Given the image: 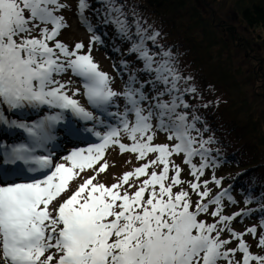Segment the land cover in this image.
<instances>
[{
	"label": "snow or ice",
	"instance_id": "6c2138e0",
	"mask_svg": "<svg viewBox=\"0 0 264 264\" xmlns=\"http://www.w3.org/2000/svg\"><path fill=\"white\" fill-rule=\"evenodd\" d=\"M65 7L60 0H0V123L23 129L30 137V143L0 155L4 165L22 161L28 166L27 173L39 174L19 182L16 178L25 169L0 167V264H264V255L253 254L243 238L247 234L255 237L257 229L237 232L231 221L241 213L223 214L225 197L235 203L228 190L212 195L209 184L219 187L222 178L213 174L211 180H201L206 169L218 166L210 159L208 146L213 139L203 137L198 116L193 114L190 119L181 110L190 107L184 94L195 93L196 88L181 89L180 81L187 83L191 77L180 75L170 50L154 53L148 47L147 41L155 44L159 33L148 35L137 23L139 39L130 49L143 61L142 71L152 74L145 83L155 95L144 83L136 87L134 74L122 91H116L91 55V44L101 40L98 35L93 34L86 52L83 43L70 50L56 39L67 27L64 17L57 14ZM107 7L108 22L127 35L129 25L122 9L115 0H107ZM89 8L88 0H78L80 21L94 32L85 16ZM50 42L54 43L50 46ZM69 71L82 79L87 102L115 123L99 119L74 98L80 90H71V81L57 79ZM25 106L59 111L32 124L5 118V107L11 111ZM110 107L116 111H109ZM66 112L105 130L97 131L95 124L82 130L66 119ZM60 124L66 138H80L87 132L99 142L71 149L61 162H55L51 152L36 155L37 149H45L54 139L52 130ZM157 132L167 133V139L175 143L154 144ZM124 137L131 143H123ZM112 146L121 153L136 154L138 160L149 154L156 158L107 186L97 181L107 163L96 165ZM181 154L192 180H182L183 170L171 159ZM197 156L198 165L193 162ZM86 170L94 174L71 191L70 183ZM170 172L174 174L170 176ZM133 177L138 181L147 178L137 185L130 183ZM177 187L180 190L173 191ZM192 194L198 197L195 202ZM202 214L211 216L213 222L201 219ZM225 232L229 239L222 238ZM233 240L238 241L236 247L228 248ZM257 246L264 249V234ZM237 253L242 254L240 260Z\"/></svg>",
	"mask_w": 264,
	"mask_h": 264
},
{
	"label": "trees",
	"instance_id": "16d2710c",
	"mask_svg": "<svg viewBox=\"0 0 264 264\" xmlns=\"http://www.w3.org/2000/svg\"><path fill=\"white\" fill-rule=\"evenodd\" d=\"M224 1L115 0L128 21L129 31L124 35L108 22L107 0H88L90 8L85 16L94 32L81 23L78 0H60L66 5L64 11L73 14L88 36L95 34L101 38L98 45L112 60L114 73L122 85L125 87L134 74L138 81L135 86L144 83L151 95L155 92L145 82L153 76L142 71L143 61L130 49L139 39L137 23L148 35L159 33L155 44L147 41L148 47L154 53L170 50L180 75L191 77L187 83L180 81L181 89L189 85L196 88L195 93L184 94L190 107L181 110L187 111L190 119L193 114L198 116L197 127L203 137L213 139L208 146L210 159L218 164L214 169L225 172L222 179L235 201L231 203L225 197L223 205L241 204L237 212L241 215L233 221L255 218L259 221L253 226L261 235L264 234L260 225L264 221V0H231L241 28L221 16L219 5ZM51 43L54 42L50 46ZM35 109L37 113L33 116L59 111L46 106ZM113 109L110 107L109 111ZM3 111L10 121L19 116L22 122L29 123V113L23 116L19 109ZM193 161L199 164L200 158L197 156Z\"/></svg>",
	"mask_w": 264,
	"mask_h": 264
},
{
	"label": "rangeland",
	"instance_id": "374dc122",
	"mask_svg": "<svg viewBox=\"0 0 264 264\" xmlns=\"http://www.w3.org/2000/svg\"><path fill=\"white\" fill-rule=\"evenodd\" d=\"M219 7L221 8L220 14L226 21H228L232 24H236L239 28H241V22L239 20V17L236 13L233 12V9L231 6V0H225L223 4L219 5ZM57 14L62 15L64 17V20L67 24V27H65L61 30L60 34L57 36L56 39L59 40L60 42H63L64 44H66L70 50L72 48H74L76 43H83L85 45V48L83 49V51L86 52L88 50L89 45H90L91 37L88 36V34L85 32V30L81 29L78 26L77 20H76V18H74L72 13H71V15H69L68 11H64V9H61L59 12H57ZM91 55L93 57L94 62H96L98 64L99 70L107 73L108 76L111 78V87L113 88V90L122 91L124 89V86L122 85V82H120V79L118 78V76L114 73V69L112 67L113 62L108 57V55L105 53V51L103 49H101V47L98 45V42L91 44ZM57 79H60L62 82L71 81V84H69V88L71 90H75V89L80 90V94L74 98L78 99L80 101V103L85 108H87L89 111H92L94 113V115L97 116L99 114L102 118H105V117H103L104 115L101 113L100 110H99L100 111L99 112L97 109L93 108L87 102V99L84 96V89L82 87L83 81L80 77L73 75L69 71V72L63 74L62 76L57 77ZM69 95H71V91H69ZM117 103H120L121 110H122V108H123L122 100L118 98ZM113 111H116V109H113ZM19 112L23 116H25L27 113H29L30 117L28 118V120H29V122L32 121V123H35V122L43 119L44 116H46V115L40 116L39 114L33 116V113L36 112V109L33 107H30V106H25L23 109H19ZM48 112L52 113L51 110H49ZM5 118L9 121L12 120V119H9L7 117H5ZM106 118H105L106 123L107 122L115 123V121H111L109 117H106ZM14 120L17 122L18 121L22 122V120L19 119V116H16L14 118ZM25 121L26 120H24V123H25ZM88 122H89L88 124L91 123V121H88ZM153 123H155V121ZM3 125H4V123H0V127H2ZM7 125L10 127L0 129V135H2L4 137L2 139V141L0 139V141L3 142V143L0 142L1 143L0 145H3L6 142L11 143V144L16 142L14 145H17V143H19L17 140H15V137L17 135H14V133L10 130V129H12V128L14 129L16 127L11 126L10 124H7ZM99 128H97V129H99ZM21 130H23V129H21ZM56 130H59L56 132V138L53 139L51 142H48L49 146H51V143H54V142L61 143L60 152L55 153V159H54L55 162H61V158L64 155H67L71 149H73V148H87L92 143V141L86 143L87 145H83V144L78 145L77 143H75L74 147H71L63 141V140H66V137L63 135L61 129L58 128ZM104 130L105 129L102 127V131H104ZM24 132H26V131H24ZM89 135H92V134H89ZM84 136L85 135L83 134L81 137H84ZM122 142L125 144L131 143L126 137L123 138ZM26 143H30V142L26 141ZM153 143L154 144H160V143L174 144L175 141H169L167 139V133L157 132L156 138L153 141ZM155 158H156V154H149L146 157V159L138 160L136 158V154H133L130 152L121 153L117 146H112L106 151L104 158L96 165L97 168H99L100 165L104 164V163H107V165H108L106 171H104L103 173H100L97 176V181L102 182V183L106 184L107 186H110L113 183L119 182L120 178L122 177V175L125 172L133 171L135 168L140 167L143 163H146L148 160L155 159ZM171 159L175 162V164H178L181 167V169L183 170L181 172V179L182 180L188 181V180L193 179L189 175L188 165H185L183 163L184 157L182 154L181 155H174ZM152 170L153 169H149V171H152ZM155 170L159 171V168H156ZM224 173L225 172H221V171L218 172L217 168L214 169V168L210 167V169L205 170V175L203 177H201V180H205V179L211 180L213 174L216 176V178L220 179V178H222V175H224ZM93 174L94 173L92 170H86L85 172L80 173V176L77 177L76 180H74L70 183V190L74 191L75 188L78 186V184L83 182V178H87L88 176H91ZM173 174L174 173H172V172L169 173L170 176ZM145 178H147V177H141L140 180L138 181L135 179V177H133V179L130 181V183H136L137 185H139V183ZM95 182L96 181H94V183ZM124 187L127 188V185H125ZM183 187L191 193V189L188 187L187 184H184ZM209 187L212 190V195H216L225 189L229 190V186L226 185V180H224V179H222V184L219 187H217L215 184H212V183L209 184ZM179 190H180L179 187L173 189V191H179ZM197 199H198V197L195 194H192L193 202H195ZM240 206H241V204H237V205H234L232 207H226L223 205V207H224L223 214L232 216L235 213L240 211V209H241ZM214 207L215 206H212V208H214ZM210 211H211V208H210ZM201 219H205L209 223L213 222V218L211 216H208V215L202 214ZM251 219L252 220H250V218H248V219L244 218L243 221H241V222H238V220L231 221V227L235 231L243 233L246 231V229L254 227L253 225H254L255 221H259L255 218L254 219L251 218ZM262 222H264V221H262ZM260 225H262V224H260ZM259 236H260V234L257 231V234L255 237H253L251 234H247L243 238L248 243V245L250 246V251L253 254L264 255V249H261L260 247L257 246ZM222 238L223 239H229L230 237H229L228 233L225 232V233H222ZM237 243H238V241L233 240L231 244L227 245V247L228 248H235ZM241 258H242V254L237 253L236 259L240 260ZM221 264H226V262L222 261ZM252 264H255V262H252Z\"/></svg>",
	"mask_w": 264,
	"mask_h": 264
},
{
	"label": "bare ground",
	"instance_id": "6f19581e",
	"mask_svg": "<svg viewBox=\"0 0 264 264\" xmlns=\"http://www.w3.org/2000/svg\"><path fill=\"white\" fill-rule=\"evenodd\" d=\"M60 127H63V125L61 124V125H56V126H55V128L52 130V135H53V136L56 137L55 134H56L57 131H54V130H55V129H58V128H60ZM29 141H30V139H29ZM45 149H46V150H45ZM45 149H43V150H44V151H52L51 147L48 146V143L46 144ZM53 150H54V149H53ZM0 151H1V150H0ZM3 152H4V150L1 151V153H3ZM44 154H45V153H44ZM44 154H43V155H44Z\"/></svg>",
	"mask_w": 264,
	"mask_h": 264
}]
</instances>
